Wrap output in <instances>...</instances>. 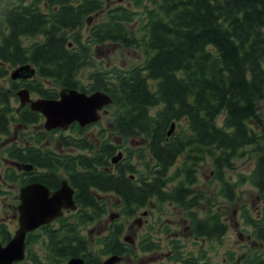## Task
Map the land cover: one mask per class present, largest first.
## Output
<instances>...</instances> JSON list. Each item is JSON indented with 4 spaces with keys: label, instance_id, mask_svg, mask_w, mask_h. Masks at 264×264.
<instances>
[{
    "label": "trees",
    "instance_id": "16d2710c",
    "mask_svg": "<svg viewBox=\"0 0 264 264\" xmlns=\"http://www.w3.org/2000/svg\"><path fill=\"white\" fill-rule=\"evenodd\" d=\"M102 1L18 0L0 5V77L8 74L9 65L31 61L37 74L22 83L40 95L58 97L60 87L107 91L114 100L110 108L114 109L117 132L147 139L146 148L126 147V155L116 164L112 157L121 144L104 138L98 146L87 135L74 137L73 141L68 135L60 137L65 145L72 144L79 150L73 156L55 157L49 152L41 157L29 151L25 159L49 166L50 170H65L77 188L78 203L75 213L59 218V225L42 226L49 251L46 259L30 251L33 264H63L67 258L79 255L91 264H99L98 257L89 259L91 254L80 233L83 226L106 212L107 199L98 197L94 190L119 195L127 216L155 201L192 206L199 200L192 195L196 166L210 155L225 193L233 198L235 184L223 177L224 168L243 153L241 148H257L264 139L259 113V101L264 99V0H153L142 19L140 37L126 24L133 21L134 12L119 5L108 10L107 20L90 26L91 39L84 38L83 29L91 21L90 16L105 7ZM37 35L44 38L25 43L26 37ZM93 41L140 45L146 58L125 72L115 67L94 68L89 72V82L84 83L77 73L82 66L94 65ZM17 84L12 80L13 88ZM6 93L0 89L2 132L7 131L12 109ZM153 107L158 109L153 112ZM223 112L224 124L219 125L217 117ZM21 116L27 122L43 117L28 106L21 110ZM179 119H185L189 129L169 135L171 123ZM76 126L79 133L84 131L79 124ZM87 148L93 153L83 151ZM182 155L183 163L171 172ZM134 156L148 161L151 176L139 178L132 162ZM257 159L252 177L260 179L257 185L264 199V153ZM43 178L51 185L59 183L54 173ZM215 217L197 219L195 235H222L227 225ZM258 219L254 236L264 241V207ZM123 230L121 222L113 224L102 236L101 253L129 251V244L121 238ZM37 236L33 231L28 239L34 242ZM141 244L145 250L157 248L151 237H145ZM202 257L189 253L179 258L181 262L161 264H212L200 261ZM241 264H264V254H246Z\"/></svg>",
    "mask_w": 264,
    "mask_h": 264
},
{
    "label": "rangeland",
    "instance_id": "374dc122",
    "mask_svg": "<svg viewBox=\"0 0 264 264\" xmlns=\"http://www.w3.org/2000/svg\"><path fill=\"white\" fill-rule=\"evenodd\" d=\"M9 1L18 0H0V5ZM102 2L105 7L94 12L89 19L91 20L89 24H85L83 29L84 38L88 37L90 26L107 20L109 18L108 10L118 4L130 5L137 12H141L140 16L138 14L135 15L133 21L126 22L127 26L137 36H140L142 34V19L146 15L147 7L154 4L153 0H103ZM43 38V35L27 37L25 43L29 44L33 40H41ZM145 52L140 45H129L111 41H93L91 53L94 65L82 66L77 73V78L83 82H87L89 80V72L94 68L111 69L112 66L129 68L135 64H142L146 58ZM9 78L10 74L0 77L1 90H6L10 87ZM31 95L32 97H37L36 93L32 92ZM19 102L18 98V100L14 99L13 103L19 104ZM156 109L158 107H153L151 111L154 112ZM113 112L114 109L111 108L107 113H103L100 123H94L82 133H79V129L75 127H69L65 129V132L93 137L97 144L104 138L117 141L122 144L121 148H119L123 149L124 152L128 146L135 150L139 149L140 146L146 148V142L142 143L140 139L123 136L115 131L114 121L116 116H114ZM259 113L264 123V99L259 101ZM224 118L225 113L223 112L217 117V123L223 125ZM13 126L16 128L14 124ZM188 127L189 124L185 119H179L176 121L174 132L187 131ZM37 128L38 131L44 130L45 142L48 140V137L50 140L53 139V141L51 140V145L56 148V137H60L62 132L56 131L52 133L45 131L46 128L43 126V121L38 123ZM241 152H243L241 155L233 157L231 166L225 167L223 171V177L235 184V195L233 198L225 193L223 180L218 178L215 163L210 155H205L196 166V181L192 185L195 192L192 195H197L199 200L195 205L182 206L175 201L169 200L161 203L155 201L152 202L150 207H143L135 215L127 216L122 213L120 207L121 200L113 194H105L109 202L106 212L100 215L97 220L89 223L85 228L83 226L80 231L91 254L89 259L98 257L99 260H103L110 256V254L101 253L103 250L101 241L102 236L107 234L116 222H121L124 225L122 238L127 236L128 239L126 241L130 245L129 251L123 253L122 259L116 262L117 264H157L158 262L164 263V261L169 263L174 261L180 262L179 258L183 255L184 257L188 256L189 253L202 254L203 257L200 258L202 262L210 261L212 264H241L246 254L253 255L255 251L264 254V241L256 239L254 236L258 228V218L264 204V199L257 185L260 179L257 176L252 177L258 163L257 158L264 153V139H262L260 146L257 148L253 145H247L240 149ZM184 158L185 155L179 158L172 167L171 172L183 163ZM132 162L138 168L136 174L139 175V178L151 176L147 167L148 161L146 162L144 159L134 156ZM170 186H173V184ZM4 196L0 195V216L5 215L6 208L14 199L11 194H8V197ZM245 208H247V211H245ZM145 210L148 212L144 214ZM112 213L116 215L112 217ZM211 216H217L218 218L215 217L217 220L225 222L228 229L220 236L195 238V221L197 219L204 221V219ZM145 237H151L157 244L156 250H145L142 248L140 241ZM30 251L46 259L45 255H47L49 249L44 243L43 236L38 237L37 240L31 243L29 254L31 253ZM176 254L178 256L175 258ZM240 256L242 259L237 263ZM26 261L27 263L22 262V264H33L29 259H26ZM88 264L90 263L88 262Z\"/></svg>",
    "mask_w": 264,
    "mask_h": 264
},
{
    "label": "flooded vegetation",
    "instance_id": "af4514ba",
    "mask_svg": "<svg viewBox=\"0 0 264 264\" xmlns=\"http://www.w3.org/2000/svg\"><path fill=\"white\" fill-rule=\"evenodd\" d=\"M21 64L22 63H19L17 65H9L8 74L5 76H8L15 67ZM36 74H37V69H36ZM9 80H10V87L6 90L3 89L4 91L7 92L6 95L10 99V104H11L12 109L10 110V116L7 117L8 119L7 120L8 121L7 131L6 132L0 131V195L2 194L8 197V194H11L12 198L14 199L10 203V205H8V207L6 208L5 215L0 216V240L4 244H6L13 237L17 229L20 227L19 205L22 201L21 200V190L24 186L28 184L37 183V182L45 184L47 187H49L50 196H51L54 191L62 187L63 181L64 179H66L68 184L72 186L74 189L73 196L75 199H76V192H77V188L71 183L69 176L65 172L64 169H60L57 167L53 170H50L49 166L39 165L38 163H34L30 160L25 159L26 155H28L30 150H33L34 153H36L38 156H41V157H43L44 153H49V152L52 153L55 157H61V156H67V155L73 156V154L76 153V147L72 144L65 145L63 142H61L60 137L64 135H68L69 137H72L70 141H73V138L75 137V135L71 133H62L60 137L57 136L56 137V141H57L56 148L51 145V142L53 141V139H51L52 140L51 141L48 136H47L48 140L45 142L44 141L45 139L44 130H40V131L37 130L38 123L42 121L44 123L45 116L39 111L43 115V117L40 118V120H38L37 122L36 121L27 122L26 117L21 116V110H26L27 106L30 107L33 111H38V110L33 109L29 101H26L24 104L21 103L22 101L20 98L21 96L19 95V89L24 86L27 87L30 91V96L32 99L38 98V97H46V96L40 95L38 92L33 91L30 87L23 84L22 82L26 81V78L12 79L10 77ZM12 80L17 81L19 83L17 84L15 88H13L12 86ZM51 86H53L52 83L48 84V87L51 88ZM60 88L58 90H60ZM32 92L36 93L37 97H32L31 95ZM18 98L20 101L19 104L13 103L14 99L18 100ZM13 124L16 126V128H14ZM71 128H74V127H71ZM76 136L77 138H81L83 135L80 134ZM137 139H140V138H137ZM142 140L143 141L146 140V143H147L146 138L143 137ZM88 149L89 148L85 149V152L90 154L91 151ZM49 173H54V175H57V177L59 178L58 184L51 185V183L47 182L43 178L44 175H47ZM59 174H61V176ZM94 191L98 195V197L100 196L102 198H106L105 194H113L114 196L119 198L121 200V204H123L122 198L114 192L96 191V190ZM106 199L108 201V198ZM63 208H64L63 216L75 213V210L71 209L70 207H63ZM147 212H148L147 210L144 211V213H147ZM115 215H116L115 213H112V217H114ZM58 217H60V214L54 216L50 223H56V220L59 221ZM15 223H17V225H15ZM43 229L44 228H42L41 226L32 231H36L37 235L41 233L43 236ZM29 233L27 234V238H26V251L31 245V241H29L28 239ZM7 235L10 236L8 239H6ZM124 239L127 240L128 237L126 236L124 237Z\"/></svg>",
    "mask_w": 264,
    "mask_h": 264
},
{
    "label": "water",
    "instance_id": "95a60500",
    "mask_svg": "<svg viewBox=\"0 0 264 264\" xmlns=\"http://www.w3.org/2000/svg\"><path fill=\"white\" fill-rule=\"evenodd\" d=\"M34 73L35 68L30 63H26L15 68L11 75L14 78L28 77ZM19 94L22 103L29 100L32 108L40 110L46 116L45 126L48 129L58 126L67 127L75 120H78L81 125L97 121L101 117L99 110L113 102L112 96L105 91L96 90L87 93L69 87L61 89L59 98L32 99L28 88L20 89ZM113 159L116 160L117 157ZM73 191V187L66 179L62 187L54 191L51 196L50 189L45 184L37 182L24 186L21 190L22 201L19 205L20 227L6 244L0 241V264H12L14 260L24 258L27 232L61 214L63 206L75 207ZM120 258V255L115 254L102 261L101 264H114ZM67 264L85 263L82 257L73 256Z\"/></svg>",
    "mask_w": 264,
    "mask_h": 264
},
{
    "label": "bare ground",
    "instance_id": "6f19581e",
    "mask_svg": "<svg viewBox=\"0 0 264 264\" xmlns=\"http://www.w3.org/2000/svg\"><path fill=\"white\" fill-rule=\"evenodd\" d=\"M21 98V97H20Z\"/></svg>",
    "mask_w": 264,
    "mask_h": 264
}]
</instances>
